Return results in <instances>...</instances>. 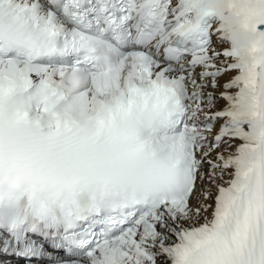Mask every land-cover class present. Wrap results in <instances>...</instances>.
<instances>
[{
  "label": "snow or ice",
  "instance_id": "obj_1",
  "mask_svg": "<svg viewBox=\"0 0 264 264\" xmlns=\"http://www.w3.org/2000/svg\"><path fill=\"white\" fill-rule=\"evenodd\" d=\"M8 256L264 264V0H0Z\"/></svg>",
  "mask_w": 264,
  "mask_h": 264
},
{
  "label": "bare ground",
  "instance_id": "obj_2",
  "mask_svg": "<svg viewBox=\"0 0 264 264\" xmlns=\"http://www.w3.org/2000/svg\"><path fill=\"white\" fill-rule=\"evenodd\" d=\"M229 78V76H225V77H222L221 78V83H223V81H226L227 79ZM223 101H220L219 103H218V105H217V107H221L222 105H223Z\"/></svg>",
  "mask_w": 264,
  "mask_h": 264
}]
</instances>
